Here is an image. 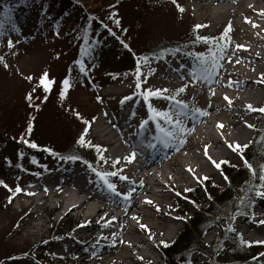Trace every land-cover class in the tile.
Masks as SVG:
<instances>
[{"label":"rangeland","instance_id":"374dc122","mask_svg":"<svg viewBox=\"0 0 264 264\" xmlns=\"http://www.w3.org/2000/svg\"><path fill=\"white\" fill-rule=\"evenodd\" d=\"M47 1L30 0L26 5H19L11 18L13 26L5 28L8 26L7 23L5 26L0 25V28L3 27L0 40L5 41L6 45L11 42V47L3 45L0 50V57L3 58L0 62V110L15 96L39 87L41 75L49 71L51 76L49 80L55 82L51 89L54 85L56 87L46 108L49 116L46 119L47 130L43 128L40 133L45 135L44 139H54L56 144L67 139L65 146L68 150L72 144L76 145L84 120L90 118L91 127L85 139L90 141L91 145L100 146L104 159H100L98 152L92 165L81 159L60 162L54 158L43 159L39 162L41 168L36 173L35 166L29 159L26 161L28 172L21 177H17V170L0 163V187L6 188V195L10 198L0 209V264H167L161 242L167 244L173 242L190 217V213H179L180 199L183 200L196 190L200 197L211 200L206 194L208 184L205 181L198 182V177L210 176L212 179L209 184L220 189L230 185L235 189L239 199L244 198L233 183L230 172L234 170L235 175L239 169L243 172L249 170L244 166L240 155L229 149L228 144H240L242 141L244 144L253 145L258 139L259 112L249 111L247 108L239 117L244 123V130L237 133L238 129H233L228 132L237 133V140L230 137L217 148H213L220 154L211 157L212 159L217 162H230L217 169L208 158L203 157L205 146L197 142L206 140L207 133L211 136L216 132L215 123L203 126L205 115H199L194 110L199 109L203 113L207 111L211 105L210 97L215 89L214 83L219 80L217 77L227 83L232 81L222 70V67L226 66L229 39L239 40L242 31L249 28L246 24L247 18L255 13L248 11L247 4L256 2L258 6L264 7V0H177L185 9L184 12H178L173 3L162 2L160 5L152 1L145 9L141 7L142 13L133 3L126 2L125 6L121 7L124 16L121 30L123 31L124 26L130 28L131 33L133 32L132 40L139 49L164 41L177 44L164 49L161 56L149 57L148 63L140 65V89L135 87L136 76H122L120 68L124 64L123 51L116 42H111L108 38L98 40L88 47L87 52L81 53L85 68V72L82 73L81 62L77 61L78 54L72 48L74 42L68 41V37L75 29L73 12L68 9L58 16L51 0L50 3ZM82 1L91 7L99 5L96 0ZM219 7L221 11H225L226 17L222 20L213 19L212 15ZM129 8L133 9L131 16L126 14ZM46 9L48 11L45 13ZM196 25L205 27L196 29ZM229 27L231 30L227 38L221 41L219 38ZM198 36L209 38V43L197 41ZM221 45H224L223 51ZM210 50L216 54V68L206 79L198 78L201 73L197 57L209 58ZM234 58L240 60L238 56ZM178 62H181V65ZM231 68L236 69L233 66ZM193 71L196 73L195 77L190 75ZM169 75L177 76L178 79L170 81ZM212 75L216 77L211 79ZM28 77L32 79L29 80ZM257 77L256 86L249 97L254 101L250 105L259 109L264 107V86L259 84L264 77L259 75ZM64 78L72 83V87L62 99L63 88L58 86ZM196 82H201L200 86H197ZM181 88L184 89L183 92H179ZM148 89L153 91L166 89L162 96H175V101L187 105L184 111L188 115L177 117L179 106L170 99L150 97L145 101L138 93H144ZM220 90L225 91L223 88L218 89ZM125 94H131L132 99L125 101L123 99ZM149 104L157 111L171 113L173 120L179 118L184 131H175L172 125H166L157 118L152 121L151 126L149 125L151 129L147 137L142 135L139 140L136 137V130H133L134 122L138 116L144 119L154 115L149 110ZM216 115L214 114L212 119ZM121 120L127 121L120 123ZM157 124L175 131L173 137L166 138L168 146L165 147V151L169 155L166 160L160 161L161 166H152L150 170L144 168L140 174L152 171L153 178L158 179L163 185H158L157 180L149 178L150 182H156L151 185V191L154 193L140 191V195L144 197L137 198L135 193L137 194L143 185V180H139L140 178L134 176L133 172L140 166L139 164L147 163L148 159L143 157L142 151H139L133 142L141 141L140 146L143 147L144 144V149L149 148L148 145L153 143L150 137L155 139L157 135L155 131L161 135ZM248 124L255 127L248 128ZM126 125L127 129L124 131ZM109 129L110 133L106 134V130ZM194 134L197 138H193ZM11 149L9 145L4 153L0 151V156L10 153ZM133 153L135 157L128 162ZM244 153L246 154V151ZM117 160L119 163L114 164ZM195 164H203V169L199 166L193 168ZM188 169L193 171L190 172ZM101 171L118 173L117 176H109L108 180L116 185L120 196L107 191L106 186L96 175ZM129 172H132V175ZM193 174H196L197 178L191 177ZM119 176L128 179L121 180ZM224 176L228 179L225 180ZM17 187L22 191L16 193ZM83 187L86 188V192L81 194L79 191ZM260 190L264 191V188ZM89 195L94 198L86 206L69 213L70 208L80 204L82 199ZM125 196L128 198L125 199ZM151 197L155 201L149 199ZM260 198L256 196L254 203L260 202ZM101 204H107V212L115 208L121 215L127 213L124 217L130 222L124 224L116 214L111 216L113 219L104 220L102 224L91 221L92 212ZM187 207L194 212L200 206L189 203ZM136 212L142 213L134 216ZM225 213L229 218L232 217L228 211ZM235 216L238 218L231 219L230 222L226 218H218L219 227L209 229L203 238L206 244H215V257L218 256L219 262L224 260V264H244L230 256V251H224V247L234 248L233 243L236 239L249 241L241 235L243 228L241 224L247 227L253 215L252 213L243 215L242 211H239ZM109 221L115 225L113 230L110 228L111 223L108 224ZM253 221L259 223V219ZM69 223H73L71 228L68 226ZM106 223L108 226H105ZM141 224L146 225L147 230L142 229ZM259 227L263 234L251 230L249 235L251 238L264 237L263 224ZM230 228L234 231L228 235L226 232H229ZM220 229L224 231L222 234L219 233ZM236 233L240 237L236 236ZM150 236L152 240L138 244L141 249L133 247L131 242L140 238L148 239ZM253 247L252 245L244 249L250 253ZM9 256H14V259L7 258ZM259 259L264 260V255L259 256ZM191 263L210 264V261L202 253H196L192 256Z\"/></svg>","mask_w":264,"mask_h":264},{"label":"trees","instance_id":"16d2710c","mask_svg":"<svg viewBox=\"0 0 264 264\" xmlns=\"http://www.w3.org/2000/svg\"><path fill=\"white\" fill-rule=\"evenodd\" d=\"M29 1L0 0V18L4 17V19H0V25L5 26L7 23L8 26L5 28L13 26V19L11 18H13V14L17 11L18 6L26 5ZM135 1H138V3ZM152 1L160 5H162V2L172 3V0H96L99 3L97 5L98 7H91L82 0H51L58 16L68 9H71L73 12L75 29L68 37V41L74 42L72 48L78 54L77 61H83L80 55L84 49H89V46L102 38H108L109 41L116 42L118 44L117 46L123 51L124 64L120 68V72L124 77L136 76L137 60L139 58L161 56L164 49L177 45L172 41H164L160 44H154V46L150 45L145 49H139L132 40L133 32L131 33L130 28L124 26L123 31L121 30L122 21L124 20L121 7L125 6L124 4L126 2L133 3L136 9L142 13L143 10H141V7L145 9L147 4L149 6L152 4ZM47 2L50 3V0ZM47 11V9L44 10L45 13ZM132 11L133 9L129 8L126 14L131 16ZM115 20L120 21L118 28H116L117 24ZM1 28L0 35L3 34ZM4 42L0 40V50L3 45H6V42ZM46 73L48 74V79H50V72L48 71ZM64 80L65 78L59 82V88H63L62 82ZM70 84L72 87L71 82ZM55 87L54 85L48 93H45L40 86L35 88V91L32 89L24 91V93L12 98L10 102H6L0 110V151L4 153V150L9 145L12 147L10 153L0 156V163L5 164L8 168L17 170V177H21L28 172L26 161L29 159L35 166V173L41 168L39 162L43 159L54 158L60 162L66 160V157L75 156L78 157L77 159H81L91 165L95 162L97 157L95 147H81L76 143V145L72 144L67 150L65 146L67 145V139L60 144H56L54 139H44L45 135L40 133L43 128L47 130L46 119L49 116L46 108L49 105L50 97L53 95L52 93L55 91ZM29 94L33 97L32 101L26 99ZM45 97L47 98L45 99ZM84 121H88L90 124V118H86ZM257 121L259 122V124L257 123L259 129L257 131L258 139L254 141L253 145L252 143L249 145L244 155L258 172L259 165L264 163V113L258 114ZM29 126H31L30 133L28 132ZM85 127L86 125L84 123L78 137L84 131ZM23 140L35 143L38 147H28L27 144L23 143ZM45 149H49L50 151H45ZM233 171L230 172L232 176L230 174L229 176H231L236 188L240 190L242 197H244L242 200L239 199L232 186L228 185L220 189L219 187L211 186L209 184L210 181H207L209 187L206 194L211 197V200L200 197L199 192L196 190L189 196L193 199L194 205L200 206L198 210L196 209L194 212H191L187 207L191 201L180 200L179 212L181 214L190 213V217L185 221L184 228L179 232L177 238L172 243H168V247H164L163 244L161 245L167 264H192L191 258L196 253H202L207 256L210 264L224 263V260L219 262L218 256L215 257V244H206L203 242V238L207 230L213 229L215 226L219 227L218 218H226L229 222L231 221V217L229 218L225 212L228 211L231 215L235 214L236 211L249 212L251 203L256 196L255 192L249 189L251 186L259 187L261 184V181L252 178L249 171L243 172L239 169L235 175H233ZM6 196V188L0 187V209L6 204L5 202L10 200L9 196L7 198ZM204 204L206 205L203 206ZM72 225L73 223H69V228ZM223 232L220 229L219 233L222 234ZM226 234L230 235L232 232L229 231ZM233 245L234 248L225 246L224 251H230V256L235 257L238 262L245 264H264V260L256 258L257 251L260 249L257 246H254L250 250L251 252L247 253L244 249L247 246L241 244L240 240H234ZM221 248L222 246H220ZM14 256L7 258L13 260Z\"/></svg>","mask_w":264,"mask_h":264},{"label":"bare ground","instance_id":"6f19581e","mask_svg":"<svg viewBox=\"0 0 264 264\" xmlns=\"http://www.w3.org/2000/svg\"><path fill=\"white\" fill-rule=\"evenodd\" d=\"M247 8L248 11L254 12L255 15L247 18L246 24L249 25V28L242 31V36L239 40L232 41L231 39H229V49H227L226 51V66L222 67L223 74L229 76L232 81H229V83H227L224 82L222 78H220L214 83L215 89H213V93L210 97L211 105L206 109L207 111L205 113L207 114L202 121V125L205 127L211 123H215L216 132L211 136H209V134L207 133L206 140L197 141L199 144L204 145L205 147L207 146V152L210 157H217L220 154L218 150L215 151L213 150V148H217L219 144L223 143L225 139L228 140L230 137L233 140H237V133L244 130V123L239 120V117L248 108L247 106L250 105V103L254 102L252 98L249 97V94L256 86V80L258 78L257 76L259 75L261 77H264V15H261V13H264V7L258 6L256 2H251L247 4ZM220 9L221 8L219 7V9H217L212 15L213 19L222 20L226 17L225 11H221L222 9ZM249 21L251 23H249ZM219 23H221V21H219ZM253 24L257 25V27H253ZM238 45L242 47H237ZM234 56H238L240 60H235ZM231 63H233V65ZM231 66L235 67L236 69H232ZM220 88L225 89V91H218V89ZM225 97L229 98L231 104H229L228 100H226ZM214 114L217 115L214 119H212ZM220 124L224 125L222 129L218 127V125ZM233 129H238L237 133L228 134V132L232 131ZM108 133H110V129L106 130V134ZM196 134L193 135V138H197ZM203 157L207 158L205 155H203ZM156 164H158V162L152 161L151 164L147 162L144 165H138L139 167L135 168L133 175L138 176L140 178L139 180H143V185H141L139 191L137 192V194H135V197L140 198V191L154 193V191H151L152 183L155 184L157 182L158 185H163V183L158 179H156L155 177L153 178L154 174L152 171H145L143 174H140V171L142 169L146 168L147 170H150V168L152 166H156ZM202 165L203 164H195L193 165V168L199 166L200 169H203ZM191 177L195 178L196 174L191 175ZM149 178L157 181L150 182L148 180ZM173 179H175L174 176ZM79 192L83 194L84 192H86V188H81ZM142 197L143 196L141 195V198ZM93 198L94 197L92 195L83 198L80 204L74 206L73 208H70L69 213L79 209L82 206H86ZM260 204L264 208V198H261ZM107 209V204L99 205L92 212L91 221L96 223L99 222L102 224L104 220L113 219L111 218V216L114 214L115 208L108 212ZM140 214L141 212H136L134 216H138ZM124 215L125 214L119 215V218L124 222V224H127L130 221H126ZM258 216L264 219L263 212L258 214ZM257 224L258 223L252 221L251 224L248 225L249 229L244 231V234H247L251 230H255L258 233L263 234ZM150 239L152 240L153 238H140L131 243H133V247L141 249V246H139L138 244L142 242L146 243Z\"/></svg>","mask_w":264,"mask_h":264},{"label":"snow or ice","instance_id":"6c2138e0","mask_svg":"<svg viewBox=\"0 0 264 264\" xmlns=\"http://www.w3.org/2000/svg\"><path fill=\"white\" fill-rule=\"evenodd\" d=\"M172 3L174 5H176L177 7V11L178 12H184L185 9L180 6L178 3H177V0H172ZM261 15H264V13H261ZM115 23L117 24V26H119V23L120 21L119 20H115ZM249 23H251L249 21ZM196 29H199L201 27H205L203 25H196L195 26ZM253 27H257V25L253 24ZM230 27L228 29L225 30L224 34L219 38L221 41L225 40L228 36V32L230 31ZM114 35V33H113ZM197 41H204L205 43H209V38H206V37H196ZM9 46L11 47V42H9ZM125 47H127V45H125ZM237 47H242V46H237ZM223 48H224V45H221V51H223ZM85 52L88 51V49H84ZM210 53H211V50H210ZM220 58H223V57H220ZM197 59L199 60L200 62V68H199V72L201 73V76L198 77V78H204L206 79L208 75H211L212 72L215 70L216 68V64H217V58H216V54L215 53H211L210 57L205 59L204 57L202 56H199L197 57ZM3 61V58L0 57V62ZM146 64L148 63V57H141L137 60V69H136V84H135V87L136 89H140L141 87V80H140V76H141V73H140V65L141 64ZM206 65H210V66H206ZM5 67H7V65H5ZM80 71L82 73L85 72V68L83 66V63L81 62V66H80ZM190 75H196V73H190ZM27 79L31 80L32 78L31 77H28ZM146 82V81H145ZM55 83L54 81H51L48 79V74L47 73H44L42 75V77L40 78L39 80V86L43 89V91L45 93H48L50 92L51 90V85ZM63 90L61 91V98L63 99L66 94H67V91L68 89L71 87V84H70V81L66 78L63 82ZM33 91H35V89H33ZM164 91H167L166 89L165 90H161V89H157L155 91L151 90V89H148L146 90L144 93H138L139 95H142L143 96V99L145 101H148L150 97H155L157 99H160V98H163V99H170V100H173L175 101V96H172V97H163L162 96V93ZM184 89L181 88L179 89V92H183ZM47 97H45L46 99ZM27 100L29 101H32L33 97L31 94H29L27 97H26ZM125 100H130L132 99V97H125L124 98ZM226 100H228L229 104H231V101L229 100L228 97H225ZM124 101H122L123 103ZM176 105L179 106V111L176 113V116L179 117V116H187L188 113L186 111H184V109L187 108V105H182L181 102L179 101H175ZM248 110L249 111H253V112H260V113H264V107L262 108H259V109H256V108H253L252 105H248ZM149 110L154 113L153 116H151L150 118L155 120L157 118H159L160 120H162L164 122V124L166 125H172V128L175 130V131H179V132H183L184 129L181 127V120L179 118L173 120V117H172V114L169 113V112H160V111H157L156 109L152 108L151 107V104H149ZM195 113H198L199 115H206L207 113H203V112H200L199 109H196L194 110ZM77 117L79 118V113L76 114ZM86 127L84 129V131L81 133L78 141H77V144L81 147H85V146H91V147H95L96 148V151L98 153H100V159H104L103 155H102V150L100 148V146H95V145H91V142L90 141H87L85 139V137L87 136L88 132H89V129L91 127V125L89 124L88 121H84ZM147 121L144 122V124H146ZM144 124L141 125V127L144 126ZM219 128H223L224 125L223 124H220L218 125ZM248 128H254L255 126L254 125H251V124H248L247 125ZM157 128L159 130V132L161 133V137H157V139H160L162 143H164V146L167 147L168 146V143L167 141L164 139V138H171L175 135V131L173 130H169V129H166L165 127L161 126L160 124H157ZM28 132L30 133L31 132V126H29L28 128ZM23 143L27 144L28 147H31V148H37L38 146L35 144V143H30L29 141L27 140H23ZM148 147H154V145L152 144H149ZM228 147L229 149H231L233 152L237 153L238 155H240V158L241 160L243 161L244 163V166L249 170V172L251 173V176L253 179H258L259 181H261L262 183L259 185V187H255V186H251L249 190L251 191H254L255 192V195L258 196V197H261V198H264V191H261L260 189L261 188H264V163H261L259 165V171L257 172V170L254 168V166L245 158L244 156V151L249 147L248 144H244V145H241L239 143H235V144H232V143H229L228 144ZM45 151H50L49 149H45ZM205 156L211 161V163L213 164L214 167H216L217 169H221V165L223 164H229L230 162L229 161H220V162H217L215 160H213L209 155H208V152H207V146L205 147ZM135 157V153L132 154V156L129 158V161L128 162H131V159ZM78 157H75V156H70V157H66V159H72V160H75L77 159ZM115 163H119V160L115 161ZM233 167H236L235 165H232ZM93 171H95V169H93ZM188 171L192 172L193 170L192 169H188ZM223 175V173H221ZM96 175L99 177V179L103 182V184L106 186V189L109 193L115 195V196H120L121 194L119 192H117L116 190V185L114 183H111L109 180H108V177L109 176H117L118 173L117 172H109V173H99L97 172ZM119 179L121 180H127L128 178L125 177V176H119ZM209 177L207 176H204V177H198L197 180L198 182H202V181H206L208 180ZM224 179L227 180V176H224ZM5 187H7L5 185ZM11 191V190H10ZM22 189H20L19 187H17L15 189V192L16 193H19L21 192ZM185 191H191V189H185ZM177 195H180V193H176ZM130 195V193H129ZM125 199L128 198V196H125L124 197ZM11 202V201H9ZM147 203H152V201H147ZM241 203H243V201H241ZM133 219H135V217H133ZM179 219V218H178ZM111 221L108 222V224H110ZM261 224H264V220H261L260 221ZM108 224H106L105 226H108ZM140 227L144 230H147V226L146 225H143L141 224ZM229 231H234V229H229ZM151 238V236H150ZM164 247H168V244L165 243V242H161ZM241 244L245 245V246H248V247H251L253 244H257V245H264V241H252V242H249V241H244L242 238H241ZM261 255H264V253H261Z\"/></svg>","mask_w":264,"mask_h":264}]
</instances>
